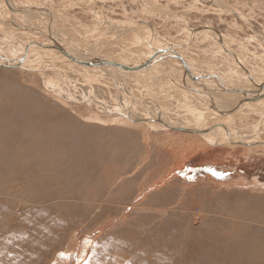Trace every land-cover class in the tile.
I'll return each mask as SVG.
<instances>
[{"label": "rangeland", "instance_id": "374dc122", "mask_svg": "<svg viewBox=\"0 0 264 264\" xmlns=\"http://www.w3.org/2000/svg\"><path fill=\"white\" fill-rule=\"evenodd\" d=\"M132 1L141 4L142 13H134L126 38L120 28L106 26L100 13L98 26L88 32V25L57 22V0L34 4L51 12L56 39L76 49L131 62L165 41L184 42L182 53L193 60L211 56L217 72L229 73L228 65L241 70L240 83L219 76L240 94L250 90L248 74L219 40L218 48L194 42L193 35L203 31L200 26L216 28L238 62L243 63L238 53L244 50L255 63L264 54V0H194L205 9H174L171 17L154 15L144 0ZM0 4V44L10 38L24 43L35 34L48 41L37 31L47 27L43 15L28 20ZM64 13L77 17L82 12L68 7ZM233 19L237 26L228 28ZM85 20L90 25L94 17ZM171 20L182 23L190 38H184L182 26L167 27ZM227 29H237L236 34ZM22 47L0 46V53L15 58ZM52 50L31 49L29 67L41 65L40 70L0 65V264H264V92L235 112L216 114L180 84L182 67L177 72L173 59L161 62L168 64L164 71L120 76L76 64L43 65V55L61 53ZM250 69L253 80L264 79V72ZM223 93L220 106L227 107L235 97L226 89ZM219 121L218 139L174 128H212ZM190 142L195 147L186 149Z\"/></svg>", "mask_w": 264, "mask_h": 264}, {"label": "bare ground", "instance_id": "6f19581e", "mask_svg": "<svg viewBox=\"0 0 264 264\" xmlns=\"http://www.w3.org/2000/svg\"><path fill=\"white\" fill-rule=\"evenodd\" d=\"M3 3H6L12 10H14L15 11V5H20V6H28V5H30V6H35V7H37V8H31V9H27V10H18V9H16V11L17 12H20V13H22L23 12V14H26V19H28V20H30L31 18H32V16H33V14H37V15H39V16H41V15H43L44 16V18H45V20H46V23H47V27L45 28V29H43V30H38L37 29V31L38 32H40L43 36H45L47 39H48V41L47 42H43L42 40L43 39H41V40H39V38H38V34L36 35L35 33V35L34 36H36V39H33V38H31V39H29L28 41H26L25 43H24V45H23V47H22V49H21V54L19 55V56H15V58L13 57V58H10V57H7L6 55H3L2 53H0V58H2L1 60H0V63H3V62H5V61H8V62H12V63H20L21 62V65H19V67L20 68H28V69H34V70H40L41 69V65L39 66H36V67H29V63L27 62V60H30V54H31V49L32 48H43V50L45 49V50H47V51H45V52H47V53H52L53 52V50L52 49H56V50H58L59 52H61L59 55H55L56 56V58L55 57H51L52 55H54V54H52L50 57H47L46 55H43L42 56V60L41 61H43L44 62V64L43 65H45V66H52V67H59V66H61V65H65V64H76V66H78V67H89L91 70L90 71H94L95 69L96 70H100V68H102V69H105V70H107V71H112V72H115L116 74H118V75H120V76H129L130 74H137V75H140V74H143L142 72H144V71H147V70H149V69H153L154 70V72H157V71H161V69L163 68V71H164V69L165 68H168L166 65H168V64H166V65H163L164 63L163 62H165V60H168L169 61V59H173V61H176V62H178L181 66L180 67H182V70H181V72H182V76H181V79L183 80V82L182 83H180V84H182V86L184 87V88H186L187 89V92L188 93H190L192 96H194V97H197L198 99H199V101H204V103L207 105V106H205V108L207 109V108H209V109H211V110H214L215 112H217L216 114H224L225 115V113L227 112V113H231V112H235V110L237 109V108H241L243 105L242 104H246V103H248V102H251V101H253V100H248L247 98L248 97H250V96H252V94L257 90V96L260 94V93H262V92H264V79H262V80H259V78H258V80L257 81H255V80H253V78H252V71H251V69L250 68H248L246 65H244V63H240L241 61H239L238 62V60H237V58L236 57H234V54L232 53V51L230 50V48H228L225 44H224V42L222 41V34H220L221 32H219L218 30H216V28H214V30H216V31H214L212 28H209V27H207V26H200L202 29H203V31H204V29H206L205 31L207 32V31H209V32H211V31H214V32H212L213 34H214V36H215V38L217 39V40H219V43H221V46H223V48L225 49V50H227V52L229 53V56L230 57H233L235 60V63L237 62L238 63V66H241V68L243 69V72L245 71L246 72V74H248V78L251 80V87L249 88V89H251L248 93H246V96H243V94H240L239 92H238V90L236 89V85H234V84H232L231 82H229V81H227V80H225V78H219V80L220 81H222V83H224L223 84V86H225V88H219V87H215L216 88V90H210V92L209 91H204V90H200V91H203L204 93H203V95L201 94V93H199L198 92V88H197V83H199L200 84V80H197V78L198 77H195V74H196V72H201V73H203V74H214V75H216V76H219V75H217L215 72L213 73V71L212 72H204V70H201V69H199V68H196L195 66H192V64L189 62L190 60L189 59H187L186 57H185V55L182 53V50L180 49L181 47H183V45H184V42L183 43H181V44H178V43H175V42H170V41H165V43L162 45V46H158V47H156L155 48V50H152V51H150V53H148V54H146V56L145 57H143L142 59H138V60H136V61H131V62H129V61H127V60H123V61H119V60H115L114 58H112V57H110V56H108V55H103V53L102 54H100L99 52H98V50L96 51L97 53H88L87 51H86V49H80V48H77L76 49V47L74 46V45H69V44H67L66 42L64 43L63 41H61V40H58V39H56V37L54 36V28H53V23H52V15H50L51 14V12L50 11H47L46 10V8L44 9L43 7H41V6H39V5H37V4H27V3H19V2H16L15 0H1ZM205 1V0H204ZM208 1V0H207ZM210 1H212V0H210ZM216 1V0H215ZM21 2V1H20ZM217 2V1H216ZM30 3V2H29ZM216 4V3H215ZM11 5V6H10ZM223 6V5H222ZM8 7V8H9ZM225 7V6H224ZM11 10V11H12ZM56 11V10H55ZM58 11V10H57ZM40 12V13H39ZM16 14V13H15ZM19 13H17V15H18ZM20 15V14H19ZM24 16V15H23ZM52 16V17H51ZM25 17H24V19L23 20H25ZM16 18H17V16H16ZM43 18V17H42ZM18 19V18H17ZM16 19V20H17ZM22 19V18H21ZM12 21V20H11ZM14 21V20H13ZM54 21V20H53ZM19 22V21H18ZM36 22V21H35ZM31 23V22H30ZM60 23V22H59ZM132 25V24H131ZM54 26H55V23H54ZM130 27V26H129ZM205 27H207V28H205ZM36 28V27H35ZM39 28V27H38ZM195 28H198V27H195ZM200 28V29H201ZM42 29V28H41ZM57 30V29H56ZM133 30V29H132ZM23 31V30H22ZM29 31V30H28ZM31 31H33V29L31 30ZM59 31V30H58ZM57 31V32H58ZM193 31H195V29H193ZM201 31V30H200ZM24 32V31H23ZM36 32V31H35ZM37 32V33H38ZM65 35V34H64ZM5 36V35H4ZM219 36V37H218ZM224 37V36H223ZM27 38V37H26ZM146 38V37H145ZM46 39V40H47ZM216 42V41H215ZM54 43H57V44H59V45H61L64 49H65V51L59 46V47H56V46H54ZM230 47V46H229ZM180 50H179V49ZM77 50V51H76ZM96 50V49H95ZM57 51V52H58ZM78 51H84L83 53H81V52H78ZM14 52V51H13ZM43 53V52H42ZM54 53V52H53ZM122 53V52H121ZM181 56V57H183L184 58V60L187 62V64L189 65V67L191 68V71H192V73H193V75H194V77H193V79L187 74V72H186V70H185V68H184V65H183V63H182V60L179 58V57H177V55L178 54ZM45 54V53H44ZM30 55V56H29ZM72 56H74V57H77L78 59H81V60H93V62L92 63H84V61L83 62H75V61H73L72 60ZM236 56V55H235ZM65 57V58H64ZM82 58H85V59H82ZM151 58H152V62L150 63V65H147V66H145V67H143V68H141V69H124V68H121L120 67V65H128V64H139V63H141V62H145V61H148V60H151ZM94 59H96L95 61H94ZM22 60V61H21ZM39 60H40V58H39ZM32 61V60H31ZM30 62V61H29ZM161 62L163 63L162 64V66H160L161 65ZM97 63V64H96ZM34 64V63H33ZM28 65V66H27ZM44 68V67H43ZM51 68V67H50ZM172 68V67H171ZM166 70V69H165ZM169 70H172V69H170L169 68ZM190 70V69H189ZM177 71V70H176ZM184 71H185V73H184ZM95 72H97V71H95ZM178 72V71H177ZM176 72V73H177ZM164 73V72H163ZM168 73V72H167ZM166 73V74H167ZM172 73H174L173 71H172ZM172 73L169 71V76H171L170 78L172 79V82H173V84H175L176 85V81H177V78L176 77H173V75H172ZM151 74V73H150ZM157 74V73H156ZM165 74V73H164ZM144 75V74H143ZM142 75V76H143ZM177 75V74H176ZM68 76V75H67ZM141 76V75H140ZM150 76H152V75H150ZM158 76V75H157ZM175 76V75H174ZM210 76V75H209ZM245 76V75H244ZM156 77V76H155ZM179 77V76H178ZM143 78V77H142ZM166 78V77H165ZM164 78V79H165ZM213 78V77H212ZM170 80V79H169ZM156 81V80H155ZM178 82V81H177ZM202 82V81H201ZM118 83V82H117ZM204 83V82H203ZM179 83H177V85H178ZM118 85V84H117ZM195 85V86H194ZM222 85V84H221ZM243 85V84H242ZM174 86V85H173ZM181 86V85H180ZM200 86H201V84H200ZM203 86V85H202ZM204 87L207 89L208 87H206V85H204ZM214 87V86H213ZM119 88H121V89H123L121 86H119ZM183 88V89H184ZM214 88V89H215ZM125 89V91H126V95L127 96H129V97H131V98H133V99H135L136 97L133 95L132 96V91L131 90H129V89H127L126 87L124 88ZM178 89V88H177ZM177 89H174V90H177ZM181 89V88H180ZM209 89V88H208ZM207 89V90H208ZM213 89V88H212ZM225 89L226 90H228V91H230L231 93H233V96L235 97V101H233V103L231 104V103H229V104H231V105H228L227 107L225 106V107H222V106H220V99L222 98H220V96H222L224 93V91H225ZM221 90V91H220ZM125 91H123L124 93H125ZM181 91V90H180ZM181 93V92H180ZM184 93V92H183ZM223 93V94H222ZM226 93V92H225ZM186 94V93H185ZM220 94V95H219ZM225 95V94H224ZM229 95V94H228ZM84 96V95H83ZM189 96V95H188ZM216 96H218V97H216ZM183 97H184V94H183ZM239 97V98H238ZM263 97V96H262ZM190 98V97H189ZM240 98H244V101L242 100V102H240V104L238 105V106H235L236 105V103L239 101V99ZM223 99V98H222ZM191 101V99H188V98H186V101ZM237 100V101H236ZM255 100V99H254ZM261 100V99H260ZM263 100V99H262ZM264 101V100H263ZM149 102V101H148ZM196 102V101H195ZM212 102H214V104L216 105V107L217 108H213L211 105H210V103H212ZM232 102V101H231ZM259 103V102H258ZM121 104V103H120ZM194 104H196V103H194ZM249 104H251V103H249ZM191 105V104H190ZM193 105V104H192ZM191 105V106H192ZM204 106V105H203ZM198 107H201V106H198ZM234 107H236V108H234ZM133 108V107H132ZM135 108V107H134ZM202 108H204V107H202ZM224 110L223 111V113H220L219 112V110ZM232 109H234V110H232ZM258 109H259V107H258ZM127 110V109H126ZM181 110V109H180ZM195 110V109H194ZM227 110H229V111H227ZM237 111V110H236ZM125 112V111H124ZM133 112V111H132ZM203 113V112H202ZM198 114V113H197ZM204 114V113H203ZM213 114V113H212ZM209 115V114H208ZM204 116V115H203ZM206 116V115H205ZM215 117H217L218 115H214ZM221 116V115H220ZM140 117H142V116H140ZM136 118V117H135ZM152 118V117H151ZM150 118V119H151ZM138 119V118H137ZM144 119L145 118H143L142 120L144 121ZM153 119H157V118H152V120ZM163 121V120H162ZM167 121V120H166ZM166 121H164L163 123H165V124H169L170 125V123H168V122H166ZM222 122V121H221ZM23 123V122H22ZM162 123V122H161ZM153 124V123H152ZM154 125V124H153ZM176 125V124H175ZM193 125V124H192ZM223 124H221L220 123V121L219 122H215V124L213 125V127L211 128V127H205L204 125H197V126H193V128H192V126H184V125H181V126H177V127H174V128H176L177 130H180V131H184V132H196L197 134H199L200 136H203L204 138H210L211 136L212 137H214L215 139H218V137L220 138V131H223V127H221ZM28 126V125H27ZM173 126V125H172ZM212 126V125H211ZM225 127V126H224ZM171 128V127H170ZM182 128H187V129H191V130H193V131H187V130H181ZM221 128V129H220ZM0 135H2V134H0ZM220 135V136H219ZM37 138V137H36ZM225 138V137H224ZM4 140V139H3ZM2 141V140H1ZM232 141V140H231ZM193 142V141H192ZM237 142V141H236ZM238 142H241V143H247L246 145H249V144H252V142H255V141H238ZM257 142V141H256ZM249 143V144H248ZM1 145V144H0ZM199 145V144H198ZM2 146V145H1ZM192 147H195V145L193 144V143H191L190 142V144H187V147H186V149L187 148H192ZM197 147V146H196ZM0 149H1V147H0ZM182 150H185V149H183L182 148ZM182 150H180V151H182ZM14 153V152H13ZM35 153V152H34ZM2 158V157H1ZM4 158V157H3ZM4 160V159H3ZM13 160V159H12ZM10 162V161H9ZM7 164V163H6ZM4 165V164H3Z\"/></svg>", "mask_w": 264, "mask_h": 264}, {"label": "crops", "instance_id": "0c3cea01", "mask_svg": "<svg viewBox=\"0 0 264 264\" xmlns=\"http://www.w3.org/2000/svg\"><path fill=\"white\" fill-rule=\"evenodd\" d=\"M43 1H45V0H27V2H30V3H38V4L46 3V2H43ZM46 1H48V0H46ZM144 1L146 2V5L145 6H149V9L151 10V12L154 15H156V16L163 15L165 17L174 16L173 15L174 14V9L189 7L191 9H195V10L201 11L202 9L204 10L205 7H206L205 4L202 5L200 3H196V1H194V0H192L190 2H187V3H185L186 1L183 0V4L185 6L184 5L177 6V5L169 4V1L168 0H144ZM57 2H59L58 6H57V9L60 10L59 11V14L60 15H56L55 14L56 15V20H57L58 23H59V19L62 18V19H64L66 21V23L67 22L69 23L71 21L73 24H75V25L77 24L76 26L77 27H80L81 29H82V27H84V25H88L89 27H84V29H87L88 32H89L90 26H98V17L97 16H99V13H100V14H102V18H103L106 26L120 28L119 29L120 37L121 36H125L124 38H126V36H127V34L125 32L128 31V30H130L128 28L129 23L135 19L134 18V13L135 12L142 13L140 11V10H142L141 4L138 3V2H136V1H132V0H57ZM77 4L80 7L79 9L76 7ZM206 4H210L211 5V3H209V2L206 3ZM213 5H214L213 6V9H216L218 11H223V8L220 9V5H224V6L226 5V6H231L232 7V5H228V4H225L223 2L220 5H215V4H213ZM28 6H30V5H28ZM50 7L53 10H55V8H56V7H53V6H50ZM68 7H70V10H73V11L80 10L82 13L79 16H77V17L76 16H72V15L70 17H66V14L64 13V9L65 8H68ZM130 8L133 9V15L132 16H129V10H130ZM1 9H2V7H1V4H0V14L2 15L3 10L1 11ZM96 12H98V13H96ZM117 14H119V16H115ZM3 15H4V13H3ZM4 16H6V15H4ZM87 16L94 17V21L90 25L85 20ZM79 18L82 19V20H80L81 23H77V20H79ZM95 18H96V21H95ZM170 19H174V18H170ZM107 22H109V23H107ZM171 23H173V24H166V26L167 27H174V25H175L176 27H179V28H180V26H182L183 31L185 33L184 38H190V33L187 31V29L185 28V26L182 23L180 24V22L178 20H171ZM196 26H198V25L191 26V27H196ZM230 26L231 27L232 26L233 27L237 26V22L234 19L233 20H230V24L227 25V27L229 28ZM204 30H206V29H204ZM227 30H228V33L236 34V30L237 29L236 30H234V29L233 30L227 29ZM106 31H105V33H106ZM133 32H135V30ZM105 33H101L100 34V35H102V38H104V39H105V36H107ZM196 34H199L201 38L198 39L196 37ZM231 34H229V35H231ZM137 35H138L137 41H141L140 39L143 38L142 35L140 33H138ZM209 36H211L213 38V40H211V38ZM193 38L195 40L194 42H196L198 40H201V41H205L206 43H212L214 45H217L216 42H215V36H214V34L212 32H209V31L207 33H205L202 30L201 31H197L193 35ZM193 38H191V39H193ZM2 40H0V41H2ZM99 40L100 39H98V42H99ZM251 40H252V38H250V39H244V46H249L250 43H251ZM6 41H7V44H0V46L3 48V50L4 49L5 50L6 49L16 50L17 47H19V46L22 47L24 45V43H25V42L24 43L23 42H19L18 43L19 45H18L17 42H15L14 39H11V38H10V40H6ZM103 42L105 43V40H103ZM231 42H238V41L235 40V41H231ZM231 42H228V43H231ZM155 43L156 42H154V44ZM217 46L219 48V45H217ZM186 47L189 48V46H186ZM230 47L233 48L232 46H230ZM34 49H36V48H34ZM183 53H184V51H183ZM238 54H240L239 57L242 59V62L248 68H253L257 72H264V54L259 55V56H256L255 57V60H256L255 63L253 62V59L254 58H252V60L250 58V56H252V53L250 51L249 52H246L244 50H241ZM16 55H17V53H16ZM184 55H185V57L187 59H189L194 64V66L200 68L201 70H204V72H211V71H213L217 75H222L223 74V75H225V77L228 80H230L232 82H238V83H240V80L242 79L241 70L235 69L234 66H232V65L229 66L227 64V62L228 63L229 62L232 63L231 60H229V61L226 62V64L228 65L226 70H228L229 73L225 72L224 70H222V72H217V71H215V67H212V64L215 62V60L211 56H210V59H203V58H201V60H199V58H196V60H193L187 54L184 53ZM248 65L249 66L252 65V66L249 67ZM188 68L190 70H188L186 72L193 79V77H192V76H194L193 73H192L193 70L191 71V68L189 67V65H188ZM174 69L180 70L179 64L178 65L174 64ZM230 72H232V75L230 74ZM184 73H185V71H184ZM195 77H200V79H197V80H200L199 82L201 84V86H200V84L197 83V88L199 90H204V91L206 90V91H209L210 92V90H216L217 86H220L219 88H221V87L222 88H225V86H223L224 83H222V81L219 80V78H221L220 76H216L214 74H203L201 72H196ZM209 82H212L213 84H211ZM204 85H206V87H208L209 89L207 88L208 89L207 90L204 87ZM248 92H246V93H248ZM203 93L204 92L202 91L201 94L203 95ZM246 93L243 94V96H246ZM216 97H218V96H216ZM203 102L204 101H202V102L201 101H198V103H201L202 105L207 106Z\"/></svg>", "mask_w": 264, "mask_h": 264}, {"label": "water", "instance_id": "95a60500", "mask_svg": "<svg viewBox=\"0 0 264 264\" xmlns=\"http://www.w3.org/2000/svg\"><path fill=\"white\" fill-rule=\"evenodd\" d=\"M11 6V5H10ZM15 8L16 9H18V10H27V9H31V8H37V7H35V6H20V5H15ZM54 46H56V47H61L64 51H65V49L61 46V45H59V44H57V43H54ZM178 54V53H177ZM73 58H72V60L73 61H75V62H83L84 61V63H92L93 62V60H81V59H78L77 57H74V56H72ZM177 57H179L181 60H182V63H183V65H184V68H185V70L186 71H188L189 70V68H188V64H187V62L184 60V58L183 57H181L179 54L177 55ZM2 58H0V60H1ZM96 59H94V61H95ZM22 61V60H21ZM152 62V58H151V60H148V61H145V62H141V63H139V64H128V65H120V67L121 68H124V69H141V68H143V67H145V66H147V65H150V63ZM0 65H3V66H10V67H14V66H19V65H21V62L20 63H12V62H8V61H5V62H3V63H0ZM192 77H194V76H192ZM197 79H200V77H198ZM198 92L199 93H202V91H200V90H198ZM258 96H257V90L252 94V96H250V97H248L247 99L248 100H254V99H256ZM242 100L244 101V98H240L239 99V101L236 103V105L235 106H238L239 104H240V102H242ZM210 105L213 107V108H217L216 107V105L214 104V102H212V103H210ZM234 108H236V107H234ZM232 110H234V109H232ZM223 111L224 110H219V112L220 113H223ZM227 111H229V110H227ZM225 114H227V112L225 113ZM181 129V128H180ZM183 130H187V131H193V130H191V129H187V128H182ZM181 129V130H182Z\"/></svg>", "mask_w": 264, "mask_h": 264}, {"label": "snow or ice", "instance_id": "6c2138e0", "mask_svg": "<svg viewBox=\"0 0 264 264\" xmlns=\"http://www.w3.org/2000/svg\"><path fill=\"white\" fill-rule=\"evenodd\" d=\"M61 255H64L63 253H61Z\"/></svg>", "mask_w": 264, "mask_h": 264}]
</instances>
